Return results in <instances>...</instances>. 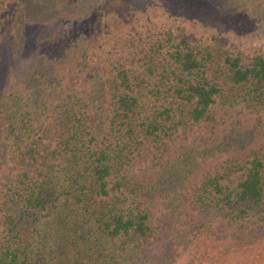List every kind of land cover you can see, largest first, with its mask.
<instances>
[{
	"label": "trees",
	"instance_id": "obj_1",
	"mask_svg": "<svg viewBox=\"0 0 264 264\" xmlns=\"http://www.w3.org/2000/svg\"><path fill=\"white\" fill-rule=\"evenodd\" d=\"M150 8L264 34V0H0V264H220L264 241V151L237 157L264 54L142 27Z\"/></svg>",
	"mask_w": 264,
	"mask_h": 264
},
{
	"label": "rangeland",
	"instance_id": "obj_2",
	"mask_svg": "<svg viewBox=\"0 0 264 264\" xmlns=\"http://www.w3.org/2000/svg\"><path fill=\"white\" fill-rule=\"evenodd\" d=\"M140 18L137 22L140 23L142 27H153L156 26L160 30L173 31L178 35H185L188 39L192 40L194 44H202L205 46H211L218 53H224L226 51L243 53V55L250 56L255 53L264 54V34H251L249 36H237L233 32L220 31L218 28L208 25L204 22H200L195 18L185 17L184 15H175V13L168 11L167 9H156L150 8L142 13H140ZM115 35V31L111 33ZM116 36V35H115ZM100 40V48L98 53L107 58H115L116 51L110 52L107 50V44H111L112 40L108 39L107 36ZM115 38V37H114ZM107 43V44H106ZM101 57L100 59H102ZM105 58L104 61L107 59ZM234 114H236L234 112ZM232 115H227L225 119L227 121H233ZM254 117H246V125L249 130L252 129V140L249 142L248 150L245 152H237V157L244 159L248 154L255 150V148L264 151V123L258 124L257 121L252 119ZM223 120L219 123V128L224 127ZM159 215V214H158ZM157 215V216H158ZM154 216L155 225L157 226V236L160 239H156V242L160 241L159 245H162V238L164 232L162 229V216L158 218ZM218 233H221L223 229L219 227L215 228ZM212 239L208 242L206 239L201 238L200 243L202 245H211ZM257 246L249 249V252L245 254H240L238 252H233L228 255H219L222 262L220 264H264V241L256 244ZM189 249L187 253L182 255L177 264H187L189 257Z\"/></svg>",
	"mask_w": 264,
	"mask_h": 264
}]
</instances>
